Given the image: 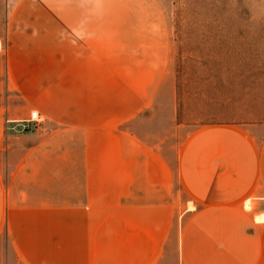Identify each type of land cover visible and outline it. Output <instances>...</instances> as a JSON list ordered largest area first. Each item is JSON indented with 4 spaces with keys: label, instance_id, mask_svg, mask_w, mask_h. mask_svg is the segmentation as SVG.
<instances>
[{
    "label": "rangeland",
    "instance_id": "374dc122",
    "mask_svg": "<svg viewBox=\"0 0 264 264\" xmlns=\"http://www.w3.org/2000/svg\"><path fill=\"white\" fill-rule=\"evenodd\" d=\"M0 107L21 134L67 129L69 153L98 143L101 170L142 154L179 230L194 208L177 173L186 138L216 125L264 138V0H0Z\"/></svg>",
    "mask_w": 264,
    "mask_h": 264
},
{
    "label": "crops",
    "instance_id": "0c3cea01",
    "mask_svg": "<svg viewBox=\"0 0 264 264\" xmlns=\"http://www.w3.org/2000/svg\"><path fill=\"white\" fill-rule=\"evenodd\" d=\"M19 126L0 107V264H264V138L217 125L186 138L177 173L194 208L173 232L172 190L142 154L101 170L87 137L75 155L67 129Z\"/></svg>",
    "mask_w": 264,
    "mask_h": 264
},
{
    "label": "built area",
    "instance_id": "2783aa9c",
    "mask_svg": "<svg viewBox=\"0 0 264 264\" xmlns=\"http://www.w3.org/2000/svg\"><path fill=\"white\" fill-rule=\"evenodd\" d=\"M40 120V114L38 111H34L31 113V117L28 120V123L30 122H36Z\"/></svg>",
    "mask_w": 264,
    "mask_h": 264
}]
</instances>
